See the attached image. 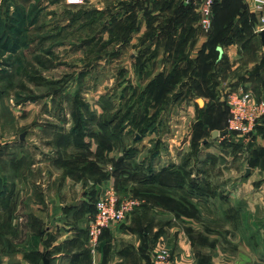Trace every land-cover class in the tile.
Listing matches in <instances>:
<instances>
[{
	"label": "rangeland",
	"instance_id": "obj_1",
	"mask_svg": "<svg viewBox=\"0 0 264 264\" xmlns=\"http://www.w3.org/2000/svg\"><path fill=\"white\" fill-rule=\"evenodd\" d=\"M136 1L142 2L0 0V193L8 194V202L0 194V264L41 261L36 246L47 241L49 219L42 203L48 179L41 169L55 165L52 160L51 165L45 162L53 149L56 155L66 151L68 159L62 164L69 173L72 164L82 173L86 167L90 183L95 170L99 179L102 167L101 195L110 187L138 201L127 216L137 209H153L157 218L163 222L166 215L194 242L222 244L233 264H239L244 254L262 257L264 249L255 247L264 242V232L253 233L251 239L246 234L257 218L241 214L240 195H229L235 185L220 184L223 171L218 163L209 170L216 184H204L207 188L201 191L192 182L191 168H181L165 183L149 185L139 181L142 169L135 171L124 162L135 131L142 134L143 127V122L132 125L135 114L140 123L143 105L133 103L145 83L143 69L137 71L133 65L131 69L135 48L128 46L136 15L129 16L128 8ZM125 16L130 18L124 20ZM212 29L202 31L208 36ZM136 45L142 48V41ZM184 116L177 109L171 111L163 128L162 137L173 144L174 152L175 146H187L191 122L189 114ZM221 128L219 138L227 134V126ZM230 134L231 142L240 140L244 145L253 144L256 137L244 141ZM222 141L229 144L227 138ZM73 145L83 149L76 152ZM142 150L144 154L145 147ZM191 155L192 151L187 157ZM34 160L45 163L33 167ZM74 179L83 182L85 177ZM60 185L56 182L52 188ZM198 190L201 195H194ZM18 195L23 198L21 209ZM258 216L264 225V209ZM250 242L252 247L245 248ZM32 250L37 253L31 254Z\"/></svg>",
	"mask_w": 264,
	"mask_h": 264
},
{
	"label": "crops",
	"instance_id": "obj_2",
	"mask_svg": "<svg viewBox=\"0 0 264 264\" xmlns=\"http://www.w3.org/2000/svg\"><path fill=\"white\" fill-rule=\"evenodd\" d=\"M198 9V5H188L183 0H142L128 8L129 16L136 12L139 22L128 44L135 48L131 69L134 66L138 71L141 67L144 72L141 92L144 108L139 112L151 124L142 134L135 131V140L128 147L124 162L135 171L142 169L139 181L149 185L158 184L156 176L166 168L171 171L191 168V178L201 191L207 188L204 184H216L209 170L218 163L223 171L220 184L235 185L229 195H240L241 214L257 218L255 224L246 228L251 239L253 233L258 236L264 232V225L258 220L264 209V134L252 145H244L240 140L229 144L222 141L219 132L225 121L229 93L244 91L264 98L262 13L257 0H223L214 10V27L207 36L202 31ZM127 18L130 17L125 16L124 20ZM139 41L142 48L136 45ZM148 86L150 89L144 92ZM139 91L134 94L136 99ZM175 109L181 112L182 119L185 113L189 114L191 123L187 146H175L174 152L173 144H167L162 136L169 114ZM195 137L197 146L193 147ZM74 147L79 153L83 149ZM190 151L192 155L187 157ZM51 152L54 153L45 162L51 165L50 160L54 161L55 168L41 169L48 179L42 201L49 218L45 228L47 241L36 244L39 253L30 252L37 253L42 264L44 256L51 264H152L155 251L161 247L171 250L175 264H233L221 250L222 244L209 240L194 242L172 220H166V215L163 222L157 218L153 209H137L125 220L105 228L98 249L92 253L88 227L103 190L100 189L103 169L99 167V179L94 171L95 180L90 183L86 167L82 173L72 164V172L67 171L62 164L68 159L66 151L59 155L55 149ZM45 162L34 160L32 166L39 168ZM82 174L83 182L74 179ZM56 182L62 185L53 189ZM19 195L21 209L23 198ZM194 195L201 194L198 190ZM244 247H252L251 242ZM260 248L264 249L263 241L256 243L255 249ZM260 254L261 258L244 254L239 264H264V251Z\"/></svg>",
	"mask_w": 264,
	"mask_h": 264
},
{
	"label": "built area",
	"instance_id": "obj_3",
	"mask_svg": "<svg viewBox=\"0 0 264 264\" xmlns=\"http://www.w3.org/2000/svg\"><path fill=\"white\" fill-rule=\"evenodd\" d=\"M188 5H198L200 23L209 30L213 25V5L216 0H183ZM261 9V30L264 29V0H257ZM230 116L227 122V134H236L244 141H250L256 135L258 124L264 121V98H256L250 92L229 93L227 97ZM222 135L221 139L228 135ZM231 135V134H230ZM138 204L133 197L122 196L114 188H108L96 203V213L92 217L88 231L90 250L95 253L100 245L104 229L113 223L121 222ZM152 264H175L172 252L167 247L155 251Z\"/></svg>",
	"mask_w": 264,
	"mask_h": 264
},
{
	"label": "trees",
	"instance_id": "obj_4",
	"mask_svg": "<svg viewBox=\"0 0 264 264\" xmlns=\"http://www.w3.org/2000/svg\"><path fill=\"white\" fill-rule=\"evenodd\" d=\"M221 1H223V0H216L215 2H214V5H213V25H212V27H211V29L214 27V17H215V8L217 7V5H218V3H220ZM135 14H136V12H134ZM134 15V14H133ZM135 17H134V19H135V24H134V26H132L131 25V27L129 28V31L130 32H132L133 30H136L137 29V26H136V16H137V14L136 15H134ZM200 16V15H199ZM117 22V21H116ZM122 22V21H121ZM213 30V29H212ZM129 31H128V34H129ZM127 37H128V35H127ZM47 52H51V50H49V51H47ZM8 64V63H7ZM150 89V87L148 86V88L146 89V90H144V92L145 91H147L148 92V90ZM143 93H140V96L138 97V102L136 101V102H134L133 104H136V103H139L140 104V102L142 103V105H143V108H144V103H143ZM225 118H224V127L225 126H227V122H228V118H229V116H230V112H229V107H228V104L225 102ZM137 109V108H136ZM140 111V110H139ZM131 112V111H130ZM130 112H128V115H130L131 113ZM140 114V113H139ZM224 115V114H223ZM223 115H222V117H223ZM133 120H134V122H133V124L132 125H135L136 127H139V126H141L142 124V122H143V127H142V129H139L142 133L145 131V128H147V127H149L150 126V124H151V121H150V119H147L146 117H144L143 116V114H142V116H141V119H140V123L139 124H137L136 123V114L134 115V118H133ZM198 123V122H197ZM257 132H256V137H255V139L254 140H256V138L259 136V135H262V134H264V121H262V123H260V124H258V126H257V130H256ZM196 139H198V137H195L194 138V140L192 141V144H193V147H195V146H197V143H196ZM226 142V141H225ZM228 143V142H227ZM252 145V144H251ZM178 173H179V170H175V171H171L169 168H166V169H164L161 173H159L157 176H156V178H157V180L158 181H155V183H158V184H160V182L161 183H165V181L167 180V179H170L172 176H177L178 175ZM160 175H161V178H158V177H160ZM168 181V180H167ZM166 181V182H167ZM154 182V181H153ZM192 182H193V179H192ZM193 183H195V182H193ZM195 184H197V183H195ZM198 185V184H197ZM200 186V185H199ZM1 194V193H0ZM1 195H3V199L2 200H4V201H7L8 202V194H6V193H3V194H1Z\"/></svg>",
	"mask_w": 264,
	"mask_h": 264
},
{
	"label": "water",
	"instance_id": "obj_5",
	"mask_svg": "<svg viewBox=\"0 0 264 264\" xmlns=\"http://www.w3.org/2000/svg\"><path fill=\"white\" fill-rule=\"evenodd\" d=\"M261 39H262V42H263V45H264V29H262L261 30ZM218 133V131L216 130V131H214V134L216 135ZM24 138V133L23 134H21V139H23ZM247 172L249 173L250 172V169L248 168V170H247ZM43 264H51V262L49 261V259L46 257V256H44V258H43Z\"/></svg>",
	"mask_w": 264,
	"mask_h": 264
}]
</instances>
